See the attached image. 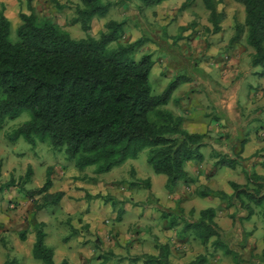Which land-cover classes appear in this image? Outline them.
<instances>
[{
    "label": "trees",
    "instance_id": "1",
    "mask_svg": "<svg viewBox=\"0 0 264 264\" xmlns=\"http://www.w3.org/2000/svg\"><path fill=\"white\" fill-rule=\"evenodd\" d=\"M119 1L123 5H133L141 12L168 0ZM195 1L184 0L178 11L186 10ZM233 1L243 7L244 21L235 23L229 44L233 46L243 35L245 45L252 50L248 56L249 66L258 68V75L264 77V0ZM201 2L208 11L211 25V31H206L219 33L224 13L217 11L218 2ZM29 4L30 0H27L28 7ZM114 4L112 0H75L69 24L80 26L84 37L79 39L72 38L49 18H38L31 12L18 14L21 23L12 40L10 21L0 11V130L6 121L26 114V121L5 134L8 142L15 143L22 138L32 147L47 143L53 151H63L76 170L93 167L94 174L109 172L148 149L147 162L155 174L166 177L168 192H174L179 183L195 184L196 179L186 171L185 165L202 163L201 149L208 146L212 138L207 133H191L184 129V118L175 116L166 106L178 85L192 82L197 77L179 76L161 94H153L149 83L154 65L152 56L144 53L136 60L139 49L149 41L147 33L134 42H120L125 31L124 20L107 21L98 37L88 33L91 22L95 18H105ZM56 9H65V6L56 4ZM239 153L234 160L216 153L218 158L213 166L234 169L241 163ZM261 165L263 174L247 173L246 185L230 181V195L204 187L196 191L197 196L217 198L227 209H234L230 214L232 234L225 233L215 222L217 212L213 208L199 211L197 219L190 221L184 220L183 211L177 208V218L181 222L173 219L167 228L176 231L179 241L192 240L207 249V254L197 256L188 264H206L209 249L233 254L235 264H249L240 257L243 246L237 247V239L232 236L242 229L243 220H249L255 214L264 224V162ZM31 175L29 166L18 188L30 198L35 210L61 199V193L47 192L52 185L50 168L40 188H26ZM141 183L149 189L148 182ZM12 184L0 186V190L10 188ZM35 196H42L39 202L34 200ZM181 201L179 199L177 203ZM192 213L189 212L190 217ZM32 224L33 259L41 264H54L53 251L44 244V224L34 221ZM179 225L181 228L176 230ZM25 235V232L20 234L21 241L26 240ZM156 249L158 256L143 255L132 261L144 259L149 263L173 264L167 260V246L156 245ZM15 263L13 257L11 263L5 264Z\"/></svg>",
    "mask_w": 264,
    "mask_h": 264
},
{
    "label": "rangeland",
    "instance_id": "2",
    "mask_svg": "<svg viewBox=\"0 0 264 264\" xmlns=\"http://www.w3.org/2000/svg\"><path fill=\"white\" fill-rule=\"evenodd\" d=\"M112 1L115 4L108 15L102 19L95 18L91 22V28L88 33L94 37H98L107 21L124 20L126 22L125 31L120 42H134L141 38L144 32L151 38L153 37L154 40L152 41L146 34V38H148L149 41L139 49L136 54V60L144 53L151 54L154 65L149 75V83L152 93L155 95L161 94L167 85L171 81L176 80L179 76L187 75L189 77H197L192 82L178 85L173 91L166 109L176 113L181 109V117L184 118L183 126L187 131L198 134L207 133L212 138V141H221V139L227 141L225 146L228 147V150L225 154L215 152L210 149L209 146L201 149L204 162L207 165H212V161L217 160L218 157H216V153L227 157V159L234 160L236 157L235 147L240 141V139H238L240 135L236 137H232V135L235 132L242 133L243 128H235L234 122L225 119L226 117L221 115L222 104L220 102L222 101L220 98H216L219 102V106H216L213 100L214 96H210V94L206 93L207 91L198 87V71L199 74H201V70H203L202 76L207 88H210L209 86L211 84V89L215 88V92H217L219 88L227 89L223 98L227 97L228 101H234L236 97L237 112L240 115L238 120H240V122L249 120L250 126L246 129L244 128V138L248 133L246 139L253 141L257 140L253 142L251 151L246 149V156H243V158L239 155L241 163L236 164L234 169L230 167H217L213 170L215 173V183H209L214 184L216 188H212L208 183L200 186L198 190L204 187L210 190L215 189L221 191L224 187L223 185H227L224 183L227 179L240 185H246L247 173L255 171L256 173L263 174L261 164L264 162V85L257 83L259 77L257 78L256 76V80L251 79L253 80L252 83H248L243 78V75L246 73L244 69L249 66L247 64L248 56L252 51L245 45L244 36L242 35L233 46L229 44L230 39L234 36L235 23L238 22L242 24L244 21L243 7L233 0H215L218 2L216 5L217 11L224 13V20L220 23L221 31L217 34H213L210 32L211 25L208 22V11L205 10L201 0H196L193 5L181 12L178 11L180 6L177 7L179 4L177 0H172L169 8L164 10L161 9V5L147 10L144 9L141 12H138L133 5H123L119 0ZM56 4H58V6H65V9H56ZM74 5L75 0H30V7L27 5V0H0V11H3L4 15L10 21V37L12 40L16 38V29L21 23L18 14H30L31 12L38 18H49L62 26L72 38L79 39L84 37V33L80 26H70L69 24L73 17ZM177 21H179V25L176 24ZM206 29L210 31H206ZM208 63L211 66L210 72H208L207 67H204L207 66L206 64ZM202 64H204V66ZM217 86L219 88H216ZM235 87H238L236 89V96L233 94V89H235ZM249 88L251 90H249ZM220 97H222V95ZM27 117L28 116L24 114L15 120L6 121L3 129L0 130V186H5V184L13 182L10 188L0 190V252H2V254H0V264L11 263L13 259V248L6 235L8 232L6 230L9 229L12 232L21 231V225L19 223L20 218L17 220L16 218L20 216L21 220L24 218L26 221L29 216L28 210H32L33 202H31L30 198L20 190V187L18 188L21 178L24 177L27 168L30 166L29 163L35 165L34 185L44 184L46 179L45 165H58L61 161L63 164H66V169L74 167L72 162L66 160L63 151H53L51 146L47 143H37L35 147H32L22 138L18 139L15 143H10L6 140L5 134L10 133L20 126L27 120ZM255 130L258 131L257 134L261 132L256 139H254L255 135H253L255 134ZM217 131H220L222 134L226 133L227 135L224 138H220ZM249 151L256 152L255 158L249 154ZM147 157L148 149H144L135 159L127 160L124 164L113 168L109 172L94 174V168L88 167L82 171L77 170V172H79L77 176H81L83 173V176L88 179V185L93 189L91 192L96 195L95 198L100 196L98 200H109L111 196H113L112 194H115V191L118 189L120 193L125 190L130 192L125 199L129 201L134 191L136 192V190H139L141 193L140 195L144 198L137 202V207L140 212H143L147 209L152 199H150L151 196L149 194L150 187L146 189L144 183H141V181L152 183L153 189L156 192H162L164 194L166 191L164 185L166 177L164 175H157L153 172L147 162ZM65 168L64 170H66ZM133 168H135L138 177H136ZM62 172L64 173L63 170L59 169L56 173L57 177H60L63 174ZM69 172L70 175L66 172L69 179L65 181L67 183H72L74 182L72 179L76 178V171ZM207 178L208 176L202 177L200 181L206 182ZM137 186H140V188L138 189ZM107 187L116 190L113 193L106 194ZM226 189L229 193L232 192L229 185ZM120 193L116 191L115 197L121 196ZM40 199L41 198L37 199L38 202ZM111 199L114 198L112 197ZM196 200L198 205H201V210L208 208L218 209V211L221 210L223 212L219 214V218L222 219V216H224V209H226V207L223 205L224 203H220L219 207V199L198 196ZM130 202L131 201H129V203ZM121 209L124 210L122 203H117L114 211ZM233 210L234 209H229L227 212L231 214ZM21 211H23V213L20 214ZM9 216H14L13 220L18 221V223L9 224ZM177 216L179 215L171 213L167 216L165 222L169 224L173 219L181 220L177 218ZM229 216L230 215H228V217ZM254 216L257 217L251 219V223L246 224L247 220H243L241 227L242 229L250 227L249 230L255 227V229H258L256 235L262 237V227L264 228L262 218L257 214ZM128 217V214H126L124 216V221L128 220ZM159 221L160 219H156V223ZM141 224L142 222L135 221V225L130 228L134 229V232H138V227H141ZM22 226L24 227V225ZM46 229L44 232L50 233L49 230L47 229L46 231ZM54 233V238L50 237V239L48 238L45 240V245L57 251V249H60L61 246L64 245V242H61L62 232L60 230ZM245 249V251L242 250L240 256L243 261L249 259L248 250L247 248ZM185 250L186 249H183L182 251ZM234 251L237 252L236 250ZM208 252L210 253L212 250L209 249ZM231 255L234 256L233 254ZM98 256L99 258L102 257L99 251L96 253V256L94 255V257H92V260H96ZM232 256L225 255L222 252L218 253L212 259L213 264H235ZM105 262L106 264H111L108 259H106ZM112 264L119 263L114 260Z\"/></svg>",
    "mask_w": 264,
    "mask_h": 264
},
{
    "label": "crops",
    "instance_id": "3",
    "mask_svg": "<svg viewBox=\"0 0 264 264\" xmlns=\"http://www.w3.org/2000/svg\"><path fill=\"white\" fill-rule=\"evenodd\" d=\"M177 1L179 3L177 7L181 6V4L184 2V0ZM171 3L172 0L164 2L163 4H161V9L164 10L166 8H169ZM178 22L179 21H177L176 24H178ZM247 64L249 65V59L247 60ZM202 65L204 66V64ZM206 65L207 66L204 67H207L208 72H210L211 66L209 65V63ZM244 71L246 73L244 72L245 74L243 75V78L248 83H252L254 79L256 80V77H259L257 83L264 85V77H260L258 75V68H251L250 66H248L246 69H244ZM202 72L203 70H201V74H199L198 71V87H200V89H203L204 91H207L206 93L210 94V96H214L213 100L216 106H219V102L216 100V98H220V100L222 101L220 102L222 104L221 115L225 116V119L234 122L235 128H243L242 133L232 132V137L240 135V137H238L240 141L235 147V153L237 154L240 152L239 155L243 158V156H246V149L251 151L253 142L257 141L246 139L248 133L244 138V128L246 129L250 126L249 120L244 122H240V120H238L240 115L237 112L236 97L234 101H228L227 97L223 98V95L226 93L227 89L225 90V88H219L217 86L216 88L219 89L217 90V92H215V88L211 89V84L209 86L210 88H207V85L202 76ZM237 88L238 87H235V89H233L234 92L231 90L234 96L237 95ZM249 90L251 89L249 88ZM221 95L222 97H220ZM178 111L179 112L177 113L173 111L171 112L175 116H181V109ZM217 132L219 133L218 135L220 138H224L227 135L226 133L222 134L220 131ZM257 132L258 131L255 130V134H253L255 135L254 139H256L261 133L259 132L257 134ZM241 137L244 139H242ZM226 142L227 141H224V139H221V141L215 140L211 141L208 146L215 152L225 154L228 150V147L225 146ZM241 143H243V146H241ZM250 151L249 154H251V156L255 158L256 152L254 153ZM212 162V165H207L204 160L200 164H197L195 162L186 163L185 169L193 178L196 179V183L192 185L179 183L174 192H168L166 189L164 194L162 192H156L153 189L152 183L149 182V194L152 201L151 203L149 202V206H147V209H145L143 212H140L137 207V202L144 198L140 195L141 193L139 192V190H136V192L134 191L133 195L129 199V201H131L129 203V201L125 200L130 193L129 191L125 190L120 193L118 192V189H115L117 193H120L121 195L116 198V191L114 189L112 190L111 188H108V186L105 193L110 194L115 191V194H112L113 196L110 195L111 198L113 197L115 200L111 198L107 201L105 199L98 200L99 198H95L96 195L91 192L93 189L88 185V179L83 176V173L81 176H77L79 172H77L74 167L66 169V164H63L61 161L58 165H45L46 171L48 168L51 169L52 185L47 191L48 194L61 193L62 197L58 202L54 204L49 203L39 210H35L32 205V210H28L29 216L26 221L24 220V218H22V220H24L22 221L21 217L18 216L16 220L20 218L19 223L21 225V231L12 232L9 229L6 230L8 231L6 235L8 237V240L10 241L11 247L13 248L12 257H15L16 259L15 264L40 263L35 261L32 257V247L35 241L34 232L32 230L33 221L36 223H43V230L47 228L50 232H45L44 244L45 240H47L48 238H54V232H58V230L62 232L61 242H64V245H62L60 249H57V251L51 249L53 251L54 264H106V259H108L111 264L114 260L118 261L119 264H157L146 262L144 259L139 262L132 261V258L143 255L153 257L158 256L159 253L156 249V245L167 246L169 248V255L167 260L170 263H190L197 256L207 254V249L192 240L189 242L179 241L176 238V231L169 230L167 228L168 223L165 222V219L171 213L179 215L177 208H180L183 211L184 220L190 221L192 219H197L198 212L201 211L202 207L201 205H198V202L196 200L198 197L196 195V191L203 184H208L209 182L215 183V173L213 172V170L217 167L213 166L215 160ZM29 164L32 170V175L30 178V182L26 185V188L34 190L42 187L43 185L42 183L39 185H34L35 165L31 163ZM64 168L66 170H64ZM59 169L63 170L64 173L62 172L63 174L60 177H57L56 173L59 171ZM133 169L136 177H138L135 168ZM69 171H76L77 173H75L76 178L72 179L74 181L72 183H67L65 181L66 179H69V176L66 175V172H68L70 175ZM205 176H208L206 182H201L200 178ZM229 181V179L225 180L224 183L227 185H223L224 187L221 191L230 195L232 194V192L229 193L226 189V187H228ZM209 185H211L212 188H216V186L212 183H209ZM137 187L138 189L140 188V186ZM211 190L220 191L215 189ZM41 197L42 196H35L34 199L37 201V199ZM179 199H182V201L180 203H177ZM117 203H122L124 210L121 209L114 211ZM220 203L223 204L224 202H221L219 200V207ZM223 205L226 206L225 204ZM228 210L229 209L227 208L224 209L225 214H223L224 216H222L221 219L219 218V214H222L223 212L221 210L218 211L217 209L215 222L224 232L232 234L233 223L230 216L228 217V215H230L227 212ZM189 212H193L191 217L189 216ZM21 213H23V211H21L20 214ZM126 214H128L129 217L128 220L124 221V216ZM165 214L166 217L164 216ZM256 217L257 216L253 215L249 220L246 221V224L251 223V219H254ZM13 218L14 216H9V220L12 219L10 220V222L8 220L9 224L18 223V221H14ZM156 219H160V221L156 223ZM135 221L142 222L141 227H138V232H134V229L130 228L135 225ZM22 225H24V227ZM180 228L181 225L176 226V230H179ZM249 229L250 227L237 231L235 234H233L232 238L237 239L235 241L237 247L243 246V251H245V248H247L249 254V264H264V257H261L264 253V228L262 227V237L256 235V231H258V229H255V227L252 230ZM50 230L54 232H51ZM23 232L26 233L25 241H21L19 238L20 234ZM183 249L186 250L182 251ZM98 251L100 252L102 257L99 258L98 256L96 258L97 261L92 260V257H94V255L96 256V253ZM218 253H221V251L212 250V252H210V257L208 256V262L206 264H213L212 259ZM0 254H2V252H0Z\"/></svg>",
    "mask_w": 264,
    "mask_h": 264
}]
</instances>
